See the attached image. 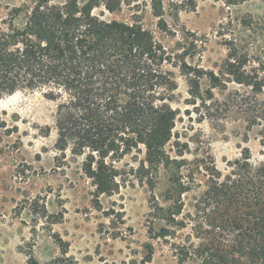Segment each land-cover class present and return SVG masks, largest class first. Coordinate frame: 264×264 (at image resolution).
<instances>
[{
	"label": "rangeland",
	"instance_id": "374dc122",
	"mask_svg": "<svg viewBox=\"0 0 264 264\" xmlns=\"http://www.w3.org/2000/svg\"><path fill=\"white\" fill-rule=\"evenodd\" d=\"M36 1L0 0V22L13 17L24 26ZM153 1L162 4V16ZM105 18L138 19L173 57L165 68L175 72L172 106L180 113L167 147L185 161L183 177L193 169L196 180L181 191L179 211L195 213L208 188L205 168L226 173L228 163L244 155L264 161V125L250 117L253 101L264 107V89L253 96L230 75L217 87L203 76L195 99L188 73L225 72L236 48L253 56L240 69L252 74L264 60V0H123L121 10L106 11ZM55 113V101L41 90L0 99V264H178L174 239L158 234L167 220L157 208L180 199L179 190H171L176 165L162 169L151 189L131 171L144 158L134 150L115 162L119 187L98 193L83 170L87 155L57 147Z\"/></svg>",
	"mask_w": 264,
	"mask_h": 264
},
{
	"label": "trees",
	"instance_id": "16d2710c",
	"mask_svg": "<svg viewBox=\"0 0 264 264\" xmlns=\"http://www.w3.org/2000/svg\"><path fill=\"white\" fill-rule=\"evenodd\" d=\"M122 3L38 0L27 7L24 26H16L13 17L0 22V99L41 90L55 101L57 147L87 155L83 170L98 193L119 187L115 162L134 150L144 158L131 171L146 177L151 189L160 171L175 164L171 190H179L180 199L168 209L157 208L167 220L158 234L174 239L178 264H264V161L244 155L229 162L226 173L215 165L205 168L204 198L195 213L181 215V191L196 178L191 168L182 176L185 161L173 158L167 147L180 113L172 106L175 72L165 68L173 57L138 19L105 18ZM152 7L162 16V4L153 1ZM97 8L103 9L95 13ZM164 24L159 21L160 28ZM252 57L234 48L225 72H189L191 95L200 97L196 90L203 76L217 87L230 75L256 96L264 89V60L250 69L252 74L240 70ZM256 103L250 117L264 125V107ZM189 223L187 235L181 233Z\"/></svg>",
	"mask_w": 264,
	"mask_h": 264
}]
</instances>
